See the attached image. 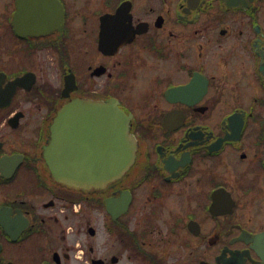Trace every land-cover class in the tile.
Masks as SVG:
<instances>
[{
  "label": "flooded vegetation",
  "instance_id": "af4514ba",
  "mask_svg": "<svg viewBox=\"0 0 264 264\" xmlns=\"http://www.w3.org/2000/svg\"><path fill=\"white\" fill-rule=\"evenodd\" d=\"M0 264H264V0H0Z\"/></svg>",
  "mask_w": 264,
  "mask_h": 264
},
{
  "label": "water",
  "instance_id": "95a60500",
  "mask_svg": "<svg viewBox=\"0 0 264 264\" xmlns=\"http://www.w3.org/2000/svg\"><path fill=\"white\" fill-rule=\"evenodd\" d=\"M112 116L119 119L122 114H115V108L111 106ZM53 142L49 147L52 154L51 169L55 174L58 182L68 186H76L86 183L89 179V170L76 168L73 162L72 155V106L67 105L59 113L58 121L52 127ZM133 145L130 138L127 136L126 150L123 153L126 159V166L111 170L110 179L117 178L121 173L127 169L133 159Z\"/></svg>",
  "mask_w": 264,
  "mask_h": 264
}]
</instances>
